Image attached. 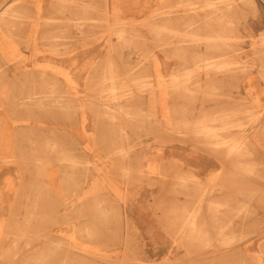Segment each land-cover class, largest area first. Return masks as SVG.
<instances>
[{
    "label": "rangeland",
    "instance_id": "1",
    "mask_svg": "<svg viewBox=\"0 0 264 264\" xmlns=\"http://www.w3.org/2000/svg\"><path fill=\"white\" fill-rule=\"evenodd\" d=\"M85 2L0 0V264H264V0Z\"/></svg>",
    "mask_w": 264,
    "mask_h": 264
},
{
    "label": "crops",
    "instance_id": "2",
    "mask_svg": "<svg viewBox=\"0 0 264 264\" xmlns=\"http://www.w3.org/2000/svg\"><path fill=\"white\" fill-rule=\"evenodd\" d=\"M108 5H110L111 7L108 8ZM97 7H98V11H97L98 14L106 13L108 15V14H122V13H126L127 14V13H132V12H139L140 10H143V8L145 6H136L135 7L133 5V0H100L99 3L95 2V1L86 0L85 5H84V9L83 10L82 9H78L77 10V14L80 17H84V19L86 20V23L90 22L92 19L95 20V15H91L89 13L90 12L89 10H91V8L95 9ZM121 7H125V8L120 9ZM69 11L71 13H75V11H73L72 9H69ZM99 19H101V18H99ZM87 27L90 28V26H88V25L85 26V28H87ZM67 29L68 28L64 27V26L57 27V26L53 25L52 28L50 27V29H46L47 30L46 37H44V38H40L39 37L38 39H36L37 40V44L39 45L41 43L40 45L44 46L45 50L46 49L50 50V48H49L50 45H53L56 42H62L63 46H76V45H78L79 41H76L74 38H70V37L66 36ZM64 33H65V35H64ZM49 34H50V36L47 37V35H49ZM60 34L63 35V36H60ZM54 35L57 36V37H55ZM110 39H111V43L112 44L116 43L115 42L116 39H113L112 37ZM55 45L57 46V44H55ZM34 51H36V52L38 51L39 52L40 50L38 49V50H34ZM87 52L90 53L91 51L90 52L89 51H85V50L80 51L77 54H73L72 55V59L76 58L77 61H82V59L85 58L86 54H88ZM37 55H39V53ZM23 56H25V55H23ZM30 56H31L30 60L32 62H39V63L40 62H57L59 60L58 59L59 58L58 55L51 56L52 61L51 60L38 61V59H36L34 57L36 55L32 54V53H31ZM23 58H25V57H23ZM32 59H35V60H32ZM63 60L69 62V58L68 57L67 58H63ZM65 69H66V66H63L62 70H65ZM79 76H81V75L80 74L77 75V79H79ZM80 85L81 84L79 83V85H76V86L74 85V86H71V87H63L62 86V87H59V88L58 87H51V88L52 89H56V90H60V89L63 90L64 89L63 93H66V92L67 93H79ZM70 88H73L74 90L71 91V92L68 91ZM73 140L77 141L76 139H73ZM75 141H73L74 144H75ZM77 143L80 144L79 142H77ZM70 144H71V142H70ZM70 144H68L65 148H63V150L71 152L73 150V147H75V145L74 144L70 145ZM84 156H85V154H83V157ZM176 156H178V154H176Z\"/></svg>",
    "mask_w": 264,
    "mask_h": 264
},
{
    "label": "bare ground",
    "instance_id": "3",
    "mask_svg": "<svg viewBox=\"0 0 264 264\" xmlns=\"http://www.w3.org/2000/svg\"><path fill=\"white\" fill-rule=\"evenodd\" d=\"M233 11H236V9L234 8L233 9ZM227 14H228V11H227ZM207 15H208V18H209V24H211V25H213L215 22H213V21H210L211 19L213 20L214 19V17H213V15H212V13H207ZM255 24L257 25V26H259L260 24H261V19L260 18H258V20L257 21H255ZM215 25H217V26H213V28H215V27H218V23H216ZM223 25V24H222ZM0 51H4V50H2V48H0ZM198 53H200V51H197V52H195V54L194 55H198ZM74 62H76V61H74ZM2 71H5V68H4V66H1L0 65V73L2 72ZM53 113H51V116L53 117V116H55V115H52ZM57 114V113H56ZM59 114V113H58ZM57 114V115H58ZM109 114V113H108ZM48 115V114H47ZM47 115H43V116H45L44 118H46V117H49V116H47ZM50 115V114H49ZM59 116V115H58ZM62 116V115H61ZM37 117V116H36ZM39 118V117H38ZM42 118V117H41ZM43 119V118H42ZM136 156V155H135ZM137 157V156H136ZM221 261V259H219L218 261H216V259H212V263H219Z\"/></svg>",
    "mask_w": 264,
    "mask_h": 264
}]
</instances>
